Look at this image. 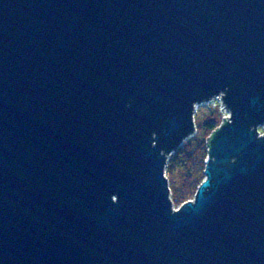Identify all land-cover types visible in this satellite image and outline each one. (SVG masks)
<instances>
[{"label": "water", "instance_id": "obj_1", "mask_svg": "<svg viewBox=\"0 0 264 264\" xmlns=\"http://www.w3.org/2000/svg\"><path fill=\"white\" fill-rule=\"evenodd\" d=\"M0 264H264V0H0Z\"/></svg>", "mask_w": 264, "mask_h": 264}, {"label": "trees", "instance_id": "obj_2", "mask_svg": "<svg viewBox=\"0 0 264 264\" xmlns=\"http://www.w3.org/2000/svg\"><path fill=\"white\" fill-rule=\"evenodd\" d=\"M215 113L214 108L208 114L195 113L196 133L187 138L168 159L166 175L175 205L192 199L205 178V160L209 148L207 141L219 124Z\"/></svg>", "mask_w": 264, "mask_h": 264}, {"label": "rangeland", "instance_id": "obj_3", "mask_svg": "<svg viewBox=\"0 0 264 264\" xmlns=\"http://www.w3.org/2000/svg\"><path fill=\"white\" fill-rule=\"evenodd\" d=\"M210 103H212V102H210V101L208 102L207 101V102L200 103L199 113L208 114L209 110L211 109V107L208 106ZM214 110L216 112L215 115L217 114V116L219 118V124H218V126H219L222 123V121H223V117L225 115H227L228 112H224V110H220L219 106H218V108H215Z\"/></svg>", "mask_w": 264, "mask_h": 264}, {"label": "built area", "instance_id": "obj_4", "mask_svg": "<svg viewBox=\"0 0 264 264\" xmlns=\"http://www.w3.org/2000/svg\"><path fill=\"white\" fill-rule=\"evenodd\" d=\"M207 101H208V102H209V101L212 102V103H210V104L208 105L209 107L215 109V108H218V106H219L220 110H224V112H228V110H227L225 104L223 103L222 98H219V97L214 96L213 98H211L210 100H207ZM207 101H204V102H207ZM228 116H229V112H228V114L225 115L224 117H228ZM224 117H223V118H224Z\"/></svg>", "mask_w": 264, "mask_h": 264}]
</instances>
